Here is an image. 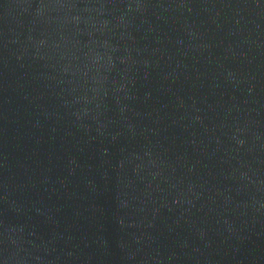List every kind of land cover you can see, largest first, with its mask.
I'll return each mask as SVG.
<instances>
[{"label": "water", "instance_id": "1", "mask_svg": "<svg viewBox=\"0 0 264 264\" xmlns=\"http://www.w3.org/2000/svg\"><path fill=\"white\" fill-rule=\"evenodd\" d=\"M0 264H264V0H0Z\"/></svg>", "mask_w": 264, "mask_h": 264}]
</instances>
